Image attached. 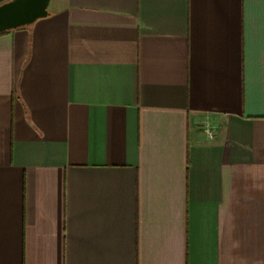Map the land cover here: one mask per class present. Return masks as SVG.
Returning a JSON list of instances; mask_svg holds the SVG:
<instances>
[{
	"label": "crops",
	"instance_id": "obj_1",
	"mask_svg": "<svg viewBox=\"0 0 264 264\" xmlns=\"http://www.w3.org/2000/svg\"><path fill=\"white\" fill-rule=\"evenodd\" d=\"M0 264H264V0L0 34Z\"/></svg>",
	"mask_w": 264,
	"mask_h": 264
},
{
	"label": "water",
	"instance_id": "obj_2",
	"mask_svg": "<svg viewBox=\"0 0 264 264\" xmlns=\"http://www.w3.org/2000/svg\"><path fill=\"white\" fill-rule=\"evenodd\" d=\"M50 0H10L0 5V34L28 27L48 16Z\"/></svg>",
	"mask_w": 264,
	"mask_h": 264
},
{
	"label": "built area",
	"instance_id": "obj_3",
	"mask_svg": "<svg viewBox=\"0 0 264 264\" xmlns=\"http://www.w3.org/2000/svg\"><path fill=\"white\" fill-rule=\"evenodd\" d=\"M205 135L208 137V138H213V133L211 131V128L209 126V124H205L204 125V129H203Z\"/></svg>",
	"mask_w": 264,
	"mask_h": 264
},
{
	"label": "trees",
	"instance_id": "obj_4",
	"mask_svg": "<svg viewBox=\"0 0 264 264\" xmlns=\"http://www.w3.org/2000/svg\"><path fill=\"white\" fill-rule=\"evenodd\" d=\"M4 33H7V32H4ZM4 33H1V34H4Z\"/></svg>",
	"mask_w": 264,
	"mask_h": 264
}]
</instances>
